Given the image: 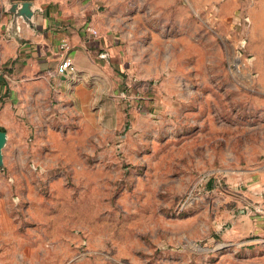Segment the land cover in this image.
<instances>
[{"label":"rangeland","instance_id":"rangeland-1","mask_svg":"<svg viewBox=\"0 0 264 264\" xmlns=\"http://www.w3.org/2000/svg\"><path fill=\"white\" fill-rule=\"evenodd\" d=\"M257 1L102 4L122 63L73 104L0 51V264H264Z\"/></svg>","mask_w":264,"mask_h":264},{"label":"crops","instance_id":"crops-1","mask_svg":"<svg viewBox=\"0 0 264 264\" xmlns=\"http://www.w3.org/2000/svg\"><path fill=\"white\" fill-rule=\"evenodd\" d=\"M12 1L20 0H0L1 54L10 59L31 53L36 62L34 70L39 73L34 82L48 97L65 98L73 104L80 96V89L90 87V83L84 82L89 76L92 75L93 85L95 79H102L106 72H112L111 63L115 66L122 63L114 41L123 38L127 32L113 18V10H100L102 4L112 0H33L35 27L19 17L18 34L9 32L12 14L5 11ZM256 8L257 15L263 13L264 0H258ZM87 26L97 29V33L88 30ZM65 41L68 47L62 46ZM66 54L73 58L76 70L59 73L57 65ZM77 76L84 78L83 81L76 80ZM0 88L4 91L8 83L1 79Z\"/></svg>","mask_w":264,"mask_h":264},{"label":"water","instance_id":"water-1","mask_svg":"<svg viewBox=\"0 0 264 264\" xmlns=\"http://www.w3.org/2000/svg\"><path fill=\"white\" fill-rule=\"evenodd\" d=\"M5 11L12 14L9 26L10 33H19V17L23 18L31 27H35L36 7L33 0L12 1L6 6ZM6 138V131L0 130V159L2 158V147L6 142Z\"/></svg>","mask_w":264,"mask_h":264},{"label":"built area","instance_id":"built-area-1","mask_svg":"<svg viewBox=\"0 0 264 264\" xmlns=\"http://www.w3.org/2000/svg\"><path fill=\"white\" fill-rule=\"evenodd\" d=\"M87 29L92 31L93 33H97V29L93 28L92 26H87ZM63 47H68V43L65 41L62 45ZM76 70V65L73 58L66 54L58 63L57 71L59 73H72Z\"/></svg>","mask_w":264,"mask_h":264},{"label":"trees","instance_id":"trees-1","mask_svg":"<svg viewBox=\"0 0 264 264\" xmlns=\"http://www.w3.org/2000/svg\"><path fill=\"white\" fill-rule=\"evenodd\" d=\"M0 130H5V127L4 126H0Z\"/></svg>","mask_w":264,"mask_h":264}]
</instances>
